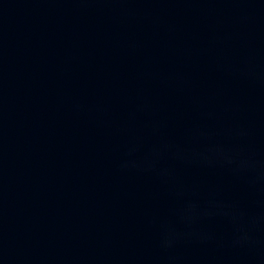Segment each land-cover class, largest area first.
Returning a JSON list of instances; mask_svg holds the SVG:
<instances>
[{"label":"water","instance_id":"1","mask_svg":"<svg viewBox=\"0 0 264 264\" xmlns=\"http://www.w3.org/2000/svg\"><path fill=\"white\" fill-rule=\"evenodd\" d=\"M0 264H264V0H0Z\"/></svg>","mask_w":264,"mask_h":264}]
</instances>
